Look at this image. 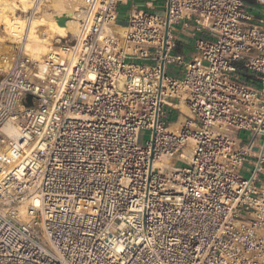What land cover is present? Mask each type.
Here are the masks:
<instances>
[{
	"label": "built area",
	"instance_id": "built-area-1",
	"mask_svg": "<svg viewBox=\"0 0 264 264\" xmlns=\"http://www.w3.org/2000/svg\"><path fill=\"white\" fill-rule=\"evenodd\" d=\"M126 1L84 0L41 65L0 52V264H264V28L243 0H163L119 32Z\"/></svg>",
	"mask_w": 264,
	"mask_h": 264
},
{
	"label": "bare ground",
	"instance_id": "bare-ground-1",
	"mask_svg": "<svg viewBox=\"0 0 264 264\" xmlns=\"http://www.w3.org/2000/svg\"><path fill=\"white\" fill-rule=\"evenodd\" d=\"M35 0H0V22L4 26L5 38L10 44H19L23 55L33 62L41 65L46 55L52 50V41L65 39L68 36H75L78 30V17L83 6L84 0H40L37 6ZM45 7L47 8L45 10ZM31 10L30 16H25ZM16 11L23 14V17H17ZM70 17L66 20L64 26L56 23L55 17L67 15ZM120 27V28H119ZM118 31L122 32L119 26ZM43 33L41 37L39 34ZM65 46V45H63ZM180 110L188 113L183 104L178 105ZM183 121L180 117L177 123L170 125V128L176 127ZM9 138H14L16 129L12 125H7L4 129ZM6 150V149H5ZM0 169V176L3 174ZM35 206L38 201L35 199ZM24 211V209H21Z\"/></svg>",
	"mask_w": 264,
	"mask_h": 264
},
{
	"label": "rangeland",
	"instance_id": "rangeland-1",
	"mask_svg": "<svg viewBox=\"0 0 264 264\" xmlns=\"http://www.w3.org/2000/svg\"><path fill=\"white\" fill-rule=\"evenodd\" d=\"M47 8L45 7V10ZM130 9H131V4H129L128 6H119L118 7L117 23H120L121 25H125L126 22H128ZM136 9L146 10V8L140 4L136 5ZM165 10L166 9L164 8V1L163 0H153V8L148 9V11H151L153 13H158V14H164ZM31 14H32V11L29 10L25 16H30ZM15 15L17 17H23L24 16L19 11H16ZM39 35L41 37L44 36L43 33H41ZM5 37L6 36H5L4 26H2V24L0 22V52L12 53L13 51L16 50V44H10L9 41ZM70 39H71L70 36H68L65 39H61V43L63 44L65 42L69 41ZM56 42H57V39H54V41H52V44H51L52 50H53V48L57 47L58 43L56 44ZM177 51H178V48H175L171 53L175 55L177 53ZM44 59L45 58H43V60ZM167 68H168L169 73H172L173 75H177L179 67L174 66V65H169ZM176 118H177V114L175 112L174 113H168L166 122L173 123L176 120ZM247 135H249V134L241 132L240 137L242 139H244V141H246ZM150 136H151V132L149 130H141L139 132V143L143 144L145 141H148L150 139ZM256 141L259 142L260 138H256ZM250 171H251V166L249 164H245L243 169L241 170V175L243 177L247 178Z\"/></svg>",
	"mask_w": 264,
	"mask_h": 264
},
{
	"label": "crops",
	"instance_id": "crops-1",
	"mask_svg": "<svg viewBox=\"0 0 264 264\" xmlns=\"http://www.w3.org/2000/svg\"><path fill=\"white\" fill-rule=\"evenodd\" d=\"M246 13L249 17V22L254 25L261 26L264 28V0L260 1H253V0H243ZM131 4V10L136 9V5H143L146 10L153 8V0H128L124 4L119 6H128ZM118 6V7H119ZM118 11V9H117ZM130 13V12H129ZM118 17V12H117ZM118 26H124L120 23H117ZM120 28V27H119ZM203 37H208V34L206 32H203L199 34ZM172 40H173V49L178 48L177 53L174 56H182L185 61L190 60L191 56L194 53L193 50V39L190 36L189 31L181 32L179 30V27H175V30H173L172 34ZM237 68L239 69V73L244 76H250L248 72L244 71L242 68L241 63H237Z\"/></svg>",
	"mask_w": 264,
	"mask_h": 264
},
{
	"label": "water",
	"instance_id": "water-1",
	"mask_svg": "<svg viewBox=\"0 0 264 264\" xmlns=\"http://www.w3.org/2000/svg\"><path fill=\"white\" fill-rule=\"evenodd\" d=\"M70 17V13H68L67 15H61V16H56L55 17V20H56V23L59 25V26H64L65 25V22L66 20ZM166 22H167V25H166V28H165V38H164V41H166V38H167V32H168V17L166 16Z\"/></svg>",
	"mask_w": 264,
	"mask_h": 264
}]
</instances>
